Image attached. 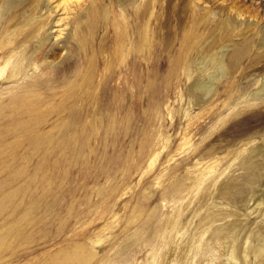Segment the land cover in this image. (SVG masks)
<instances>
[{
  "label": "rangeland",
  "instance_id": "obj_1",
  "mask_svg": "<svg viewBox=\"0 0 264 264\" xmlns=\"http://www.w3.org/2000/svg\"><path fill=\"white\" fill-rule=\"evenodd\" d=\"M97 1L99 21L88 16L81 27L88 57L97 59L96 44L112 25L134 37L140 30L152 52L132 54L127 41L122 49L109 40L92 67L89 97L72 87L81 77L61 73L64 82L35 91L38 110H0V264H264V253L251 251L264 230V174L250 200L218 191L237 174L249 187L246 165L256 159L242 164L241 152L264 147V98L256 96L264 84V0ZM27 3L20 12L31 20L47 14L51 36L47 61L35 57L24 82L49 79L56 65L75 60L61 47L72 24L57 41L55 13H44L55 2ZM165 20L169 43L158 49ZM185 33L196 47L178 49ZM220 59L225 73L205 94L198 82ZM14 84L0 83V103Z\"/></svg>",
  "mask_w": 264,
  "mask_h": 264
},
{
  "label": "bare ground",
  "instance_id": "obj_2",
  "mask_svg": "<svg viewBox=\"0 0 264 264\" xmlns=\"http://www.w3.org/2000/svg\"><path fill=\"white\" fill-rule=\"evenodd\" d=\"M43 1L44 0H0V83H3L6 79H9L11 81L16 82V84L12 85L13 86L12 89L10 91H8L9 94H7L6 96L3 97V99L6 98V99H8V101L6 102V104H3V102L0 103V110H5L7 108L10 112H19V113H25V112H31V111L38 110L40 107V102H41L40 100H42V97L40 96L37 98V94L35 91L39 88H43V86L45 87L44 90L45 89L49 90V89H52L55 85L57 86V84L64 82L65 78L64 79L60 78L61 73H64L65 75L67 74L66 75L67 78L69 77V75H68L69 72L75 73L76 77L77 76L81 77L82 81L79 84H75L74 82H71L72 87L74 88L75 86L78 85L79 90H81V88H83V92L85 93L84 95L86 97H89L91 94L90 90H89L90 87L95 86L94 85V83H95V81H94V69L92 67H93V65H95L97 63H102L104 61L105 49H106L105 46L107 45V43H109V40H113V39L117 40L118 45H119L118 48L121 47L122 49H124L126 47V45H127L126 41H127L130 45L129 49H127L129 51V53H130V51L132 53V50H135L137 53H139L143 49H146L149 53L152 52V45H151L152 42L150 41L151 38L143 37L140 30H138V34L137 35L135 34V37H134V35L129 36L128 34H122L121 32H118L112 25V27L109 26V31H113L115 33L113 34V32H111L112 35L108 34V35L103 36L102 38H100L101 40L99 41V43L96 44L97 48H96L95 52L97 55V59L95 60L91 57H88L86 46H85V42H86L85 37L86 36L84 37V34L82 33L83 31H81V29H82L81 27H82V24L85 22L84 18L87 19L88 16H92L94 18L93 19L94 22H96L97 20L99 21V19H98L99 18V12H97V14H96L95 11H97V10H95V9H98L100 11V9H101L100 4L101 3H98L97 0H92L91 4L85 6L84 3H86V2L82 3L81 2L82 0H69V1H76V6L72 7L71 5H68L67 0H49V1L55 2V5H54V7H50V3L49 4L47 3L48 8H47V10H45L44 13H46L49 8H52V11H54V13H55L54 20L52 22L49 21V24L54 23V25H52L51 27H52V29L54 28L52 30L53 34H54L53 36L56 37L57 41H59V39L62 38L64 31L67 29V25H65V24H72L71 25L72 32L71 31L68 32L64 44H62V46L61 45L60 46L64 49H65V47H67L68 51L70 50L72 52H75V56H74L75 60H73V61L68 60L63 65H56L53 68L54 72L56 73V76H54V77L43 80L41 77L42 74L31 75L32 77L34 76V78H32V80H30V81L24 82V80L26 79L25 76L27 77V70L30 66H32L33 59L35 57H37L38 61H40L45 55V58L42 62L47 61L48 55H47V53L45 54V49H46L47 42L49 41V38L51 35L49 36V33H48L49 28H48L47 21H46L47 20V18H46L47 14L44 15L43 17H41L40 19H39V17H37L36 19L31 20L28 17V15L25 14L24 11L20 12V8H22L25 4H28L27 2H30V3L35 2L36 5L40 6V4ZM46 1L48 2V0H46ZM28 12H26V13H28ZM60 14H62V15H60ZM21 18H23V19H21ZM21 20H22L23 24L21 23L22 24L21 26L14 27ZM91 22H92V20L89 23H91ZM168 22H169L168 20H165L159 24L160 29L158 32H161V34L163 36V38H162L163 41L161 42V40H160L159 44L155 45V48L156 47L158 48V46L160 48H163V49L167 47V43H169L167 41V36L170 35V31L165 30V28L168 27L167 26ZM73 23H76V25H74ZM87 23H88V20H87ZM63 25H65V26H63ZM101 25H103V24H100V26ZM228 25H229V22H228ZM62 26L64 28H62ZM231 26H234V24L230 23V28H231ZM136 30H137V28H136ZM132 31H133V29H132ZM134 32H137V31H134ZM142 32H143V30H142ZM118 33H119V35H118ZM175 33H173V31H172V34L175 35ZM90 36H91V33H90ZM158 36H159V34H158ZM193 36L194 35H189L186 33L183 34V38L181 39L182 42H180L181 48H178V49L190 50V48L196 47V45H193V43H192ZM195 36H198V35H195ZM91 37H90V40H91ZM86 38H88V37H86ZM137 40L141 41V43L144 46L143 48H139V47H141V45L139 46V44H138L139 47H137V45L135 44V42H137ZM142 41H144V43ZM172 42H173V39L170 42L173 45L174 43H172ZM25 44H28V45L25 46ZM88 45H89V43H88ZM175 45L172 47L173 49H174ZM118 48H117V50H118ZM135 51H134V53H135ZM56 53H57L56 50L52 48L51 52L48 54L53 55ZM85 53H86V56H85ZM129 53H126V56H128ZM137 53H135V54H137ZM163 53H164V51H163ZM208 54L210 55V53H208ZM73 55H74V53H73ZM148 56H149V54H148ZM135 57H136V55H135ZM132 58H134L133 55H132ZM206 58H207V56L204 57L205 64L207 62ZM146 60H145V62H142L141 64L145 65L147 68H149L152 65V62L146 61ZM157 60H159V59H157ZM160 62H161V60H160ZM45 64H48V66L49 65L51 66L52 63H50V64L45 63ZM73 64H75V69H73L71 71L70 67ZM83 64L84 65L86 64L87 68L85 70L80 69V67ZM131 64H132V62H131ZM34 66L36 69L39 68V63L35 62ZM222 66H223V61H222V59H220L218 61L217 70L210 73L206 79L199 81L197 88L201 89L205 94L209 93L212 90L213 84L216 82V80L220 79V77L223 76L222 74L225 73V68ZM128 70H129V68H128ZM20 80H22V82ZM106 82H107L106 80L101 81L100 82L101 86L106 84ZM150 83H151V81H150ZM262 86H263L262 89L256 93V96H261L264 98V84ZM45 92H46V90H45ZM50 94L55 95V93H53V94L50 93ZM95 97H96V95H94V98ZM196 98H197V96H196ZM97 102H98V100H97ZM97 104H99V103H97ZM71 106H73V105H71ZM238 114H239V111H237V113H235V116H237ZM247 152L248 153L251 152V153L249 155H245ZM241 154L244 155L243 156L244 160L242 161V164L248 163L251 159H256L254 165H250V164L246 165L245 172H250L249 176L247 177L248 181L250 183L249 187L241 184L237 180L238 178L241 177V174H237L236 177L233 176V177L224 179L223 181L221 180L222 182L219 185L218 191L220 192L224 188H226L228 195L229 196L231 195L230 197H232L234 190H238L239 191L238 193L240 194L239 198L242 201L243 200L245 201L246 199L250 200V199H252V197H254L257 185H259L261 180H262V177L264 174V147H262V145H254L251 143L250 146L245 147L243 149ZM229 166H233V165L229 164ZM228 168H230V167H228ZM221 172H222V170H221ZM225 173H227V171ZM222 176H224V175H222ZM226 176L227 175H225V178H226ZM240 199H238V201H240ZM206 216H208V215H206ZM208 219L209 218H207V220ZM209 220L211 221V219H209ZM231 223H234V228H237L238 223L236 221L231 222ZM231 223H229V225H228L230 228H231ZM258 230L259 231L256 232L257 238H258L256 241H259L260 243L258 245H255V247H252V249H251V251L256 253V255L258 253H260V251L264 253V230H261V229H258ZM255 234H254V236H256ZM251 237H252V235H251ZM251 240H253V239L251 238ZM236 241H238V239Z\"/></svg>",
  "mask_w": 264,
  "mask_h": 264
}]
</instances>
